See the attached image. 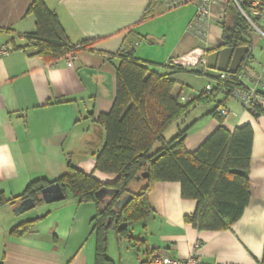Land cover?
Returning a JSON list of instances; mask_svg holds the SVG:
<instances>
[{
	"label": "crops",
	"instance_id": "1",
	"mask_svg": "<svg viewBox=\"0 0 264 264\" xmlns=\"http://www.w3.org/2000/svg\"><path fill=\"white\" fill-rule=\"evenodd\" d=\"M34 1L0 0V44L16 48L11 56L0 60V194L12 201L0 206V264H95L93 204L67 198L36 206L38 210L24 219L14 214L21 202L17 198L33 180L62 178L70 163L102 184L115 183L117 175L96 171V159L106 141L105 128L98 119L110 113L116 97L117 54L125 47L131 48L136 59L160 74L185 69L172 75V95L184 105L198 98L210 84L202 58L222 46L223 26L233 24L236 10L229 5L212 7L208 42L203 44L188 31L195 15V7L190 4L168 9L165 0H155L153 18L141 23L152 0H44L57 15L71 44L90 42V50L76 53L73 66L68 67L69 56L46 63L24 39L25 34L36 30L34 16L28 15ZM252 41L256 43L253 35ZM257 47L253 43L254 63L249 67L259 72L264 55L256 59ZM260 88H264V80L258 89L264 107ZM227 100L221 107L229 113L227 119L211 115L221 103L216 100L213 109L193 121L188 122L190 113L174 123L164 138L166 133L172 134L165 138L168 142L190 128L185 144L187 152L194 153L220 127L231 134L237 128L252 127L254 141L248 174L251 199L242 218L226 231L199 232L185 222L195 213L196 202L182 199L179 183H156L149 193L153 216L137 224L139 230L134 235L145 240L146 247L132 249L114 235L113 255L109 240L107 250L114 264H148L159 252L184 261L197 245L201 264H261L264 119H254L242 107L231 109ZM161 145L157 143L156 148ZM35 219L41 220L30 234L11 235L15 227Z\"/></svg>",
	"mask_w": 264,
	"mask_h": 264
},
{
	"label": "trees",
	"instance_id": "2",
	"mask_svg": "<svg viewBox=\"0 0 264 264\" xmlns=\"http://www.w3.org/2000/svg\"><path fill=\"white\" fill-rule=\"evenodd\" d=\"M247 6L253 0H243ZM155 0L142 17L141 23L153 18ZM28 15L36 20V30L23 37L46 63L53 64L81 51L90 50V42L73 45L65 34L57 15L44 0H35ZM9 33V32H7ZM3 34V32H0ZM253 32L245 19L236 11L231 26H223L222 48L249 47L253 50ZM117 57L116 97L109 114L102 115L98 123L104 126L106 141L96 159V171L118 176L113 184H102L94 175H86L71 163L62 178L49 181L44 178L30 182L17 200L32 199L36 206L44 204L42 191L59 184L67 198L80 204H93L96 214L92 219L95 236V264H114L108 257V240L114 233L118 240L127 242L132 249L146 247L145 240L132 235L134 225L145 223L153 216L149 193L156 183H179L183 200L195 201L196 211L185 218L199 232H222L238 222L250 204L248 178L252 159L254 132L250 125L237 128L233 134L218 128L194 153L186 150V128L166 142L165 132L199 105L216 103L218 95L225 100L211 115L231 98L242 85L238 82L242 70L254 63L248 54L236 76L230 81H219L210 93L204 91L192 102L182 105L172 93L175 82L172 75L185 72L175 68L172 74L151 71V65L136 59L135 51L125 47ZM194 75H202L190 71ZM255 118L264 117V107L258 104ZM161 143L160 148L156 144ZM148 174V178H140ZM115 189L118 194L100 198L102 189ZM134 199L120 211L116 204L127 195ZM0 194V206L11 203ZM41 219L25 222L11 231L15 237H25ZM2 264V263H1ZM261 264H264V251Z\"/></svg>",
	"mask_w": 264,
	"mask_h": 264
},
{
	"label": "built area",
	"instance_id": "3",
	"mask_svg": "<svg viewBox=\"0 0 264 264\" xmlns=\"http://www.w3.org/2000/svg\"><path fill=\"white\" fill-rule=\"evenodd\" d=\"M165 5L168 9H174L183 5H193L195 7V15L188 26V31L197 36L203 44L208 42L209 23L208 17L212 7L218 5L232 6L247 22L253 33L259 36V39L264 42V0H253L247 6L243 0H165ZM15 47L9 43L0 44V60L8 58L15 52ZM77 59V54H72L67 59L68 67H72ZM202 63L207 66V56L202 58ZM204 73L210 78L211 82L205 88L206 93H210L219 81H230L234 76L210 71L205 68ZM236 76V75H235ZM264 80V66L259 72L252 67H246L242 70L238 77V82L242 85L240 90L234 92L232 98L241 105L248 113L256 112L255 107L261 104V98L258 93L259 87ZM184 101L185 98H182ZM220 117L225 120L229 113L224 109L218 110ZM196 246L194 252L187 260L181 261L170 257L167 253L159 252L148 264H201V259L198 256Z\"/></svg>",
	"mask_w": 264,
	"mask_h": 264
},
{
	"label": "water",
	"instance_id": "4",
	"mask_svg": "<svg viewBox=\"0 0 264 264\" xmlns=\"http://www.w3.org/2000/svg\"><path fill=\"white\" fill-rule=\"evenodd\" d=\"M220 48V47H219ZM207 56V68L210 71L226 73L232 76L238 74L246 56L252 52L249 47L222 48ZM140 178H148V174H142ZM118 194L115 189H102L98 196L100 198H111ZM42 199L46 205L59 203L66 200V195L59 184L51 185L45 188L41 193ZM134 199L133 195H127L117 202L116 207L123 211L125 207ZM36 208V204L32 199L21 201L14 210L16 216L28 213Z\"/></svg>",
	"mask_w": 264,
	"mask_h": 264
},
{
	"label": "rangeland",
	"instance_id": "5",
	"mask_svg": "<svg viewBox=\"0 0 264 264\" xmlns=\"http://www.w3.org/2000/svg\"><path fill=\"white\" fill-rule=\"evenodd\" d=\"M231 25L232 24H230L229 26H231ZM253 39L256 41V43L255 42H253V43L255 45L256 44L258 45V47L256 48V51H255L256 59H262L263 55H264V42L259 39V36L256 33H253ZM261 51H263V52H261ZM260 90H262L264 92V88H260ZM217 100L219 102L225 100L224 95H222V94L218 95V99ZM227 101H228V106H230L231 109H241V105L238 104L233 98H230ZM186 104L187 103H185L184 105H186ZM198 107H199V109H197ZM213 107H214L213 104L203 105V106L199 105V106L195 107L194 109L191 110V114L192 115H191V117H189L188 122L193 121V119H195L196 117H199L200 115H202L204 113V111H206L207 109H213ZM253 118L254 119H258V118H255V117H253ZM263 119H264V117H263ZM171 135L172 134H170V133H166L165 138L168 139V138L172 137ZM36 210H38V208H36V209H34V210H32V211H30L28 213H25V214L19 216L18 218L28 219L29 214H33V212H35ZM138 228H139V225H134L133 226V229H132V235L133 236L138 232V230H139ZM114 235H115L114 233L110 234V239H109V241H110V251H111L110 255H113L114 250H115V248H112V243H111V240H112Z\"/></svg>",
	"mask_w": 264,
	"mask_h": 264
}]
</instances>
